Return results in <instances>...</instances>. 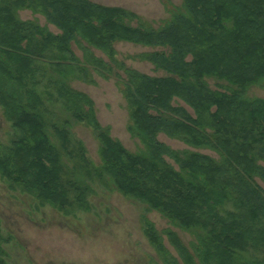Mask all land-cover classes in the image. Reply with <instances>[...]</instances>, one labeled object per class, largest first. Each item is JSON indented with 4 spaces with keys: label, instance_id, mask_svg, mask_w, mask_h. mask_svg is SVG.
Returning <instances> with one entry per match:
<instances>
[{
    "label": "trees",
    "instance_id": "obj_1",
    "mask_svg": "<svg viewBox=\"0 0 264 264\" xmlns=\"http://www.w3.org/2000/svg\"><path fill=\"white\" fill-rule=\"evenodd\" d=\"M117 41L151 50L121 56ZM130 58L164 74L139 72L125 64ZM94 75L117 80L127 131L142 149L113 138L92 99L71 86ZM207 78L224 82L221 89ZM262 83L264 0H183L156 27L91 0H0V108L13 130L0 140V177L59 210L88 207L95 184L140 201L194 235L187 247L163 230L174 256L143 216L142 232L164 264H264V98L247 95ZM71 121L91 128L97 163ZM159 133L217 157L173 149ZM5 241L0 232V264H11Z\"/></svg>",
    "mask_w": 264,
    "mask_h": 264
},
{
    "label": "rangeland",
    "instance_id": "obj_2",
    "mask_svg": "<svg viewBox=\"0 0 264 264\" xmlns=\"http://www.w3.org/2000/svg\"><path fill=\"white\" fill-rule=\"evenodd\" d=\"M91 1L124 7L156 27L164 24L173 10L181 8L183 0ZM18 14L21 19H36L40 24L45 22L42 15L33 14L30 10H20ZM49 27L56 31L55 28ZM114 46L121 56H132L151 50L149 47L126 41L117 42ZM98 55L101 56L99 53ZM125 64L149 75L164 74L161 70H155L151 63L136 58L126 59ZM206 82L212 89H221L218 83H224L214 78H207ZM71 84L90 96L97 121L101 126L108 127L113 138L118 139L130 151L142 149L141 142L127 131L128 108L114 77L103 79L94 75L93 83L72 80ZM247 95L264 98V83L250 86ZM71 131L75 138L84 143L87 156L97 163L98 141L91 128L71 121ZM11 135L13 130L0 108V140L8 142ZM157 138L176 150L191 149L217 157L212 150L192 148L163 133H159ZM166 159L176 167L171 159ZM262 164L264 165V162ZM260 184L264 187V182ZM67 210L55 209L50 204L41 203L19 188L9 186L0 177V232L6 238L3 247L8 262L164 264L142 232L143 216L162 234L165 247L174 256H177V252L163 234L164 229L173 230L187 247L194 240L191 232L170 223L158 211L147 209L145 204L120 194L111 186L95 184L88 197V207Z\"/></svg>",
    "mask_w": 264,
    "mask_h": 264
},
{
    "label": "crops",
    "instance_id": "obj_3",
    "mask_svg": "<svg viewBox=\"0 0 264 264\" xmlns=\"http://www.w3.org/2000/svg\"><path fill=\"white\" fill-rule=\"evenodd\" d=\"M94 2V1H93ZM97 3V2H96ZM99 4H101V3H99ZM102 5H104V4H102ZM106 6H110V5H106ZM49 26H51V25H49ZM52 28H55V27H53V26H51ZM52 30V29H51ZM53 31H55V30H53ZM57 31V30H56ZM117 42H120V41H117ZM116 42V43H117ZM122 42H124V41H122ZM115 43V44H116ZM95 52H96V54L98 55V53L99 54H101V57H103L104 59H105V57H104V55L99 51V50H94ZM79 53V52H78ZM99 56V55H98ZM71 86H72V84H71ZM73 87V86H72ZM74 88V87H73ZM76 89V88H75ZM77 90V89H76ZM80 91V90H79ZM82 92V91H81ZM85 93V92H84ZM87 94V93H86ZM88 95V94H87ZM89 96V95H88ZM90 97V96H89Z\"/></svg>",
    "mask_w": 264,
    "mask_h": 264
}]
</instances>
